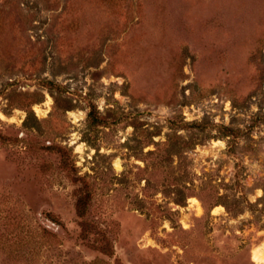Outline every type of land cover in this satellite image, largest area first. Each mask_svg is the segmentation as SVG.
Returning <instances> with one entry per match:
<instances>
[{
	"label": "rangeland",
	"instance_id": "374dc122",
	"mask_svg": "<svg viewBox=\"0 0 264 264\" xmlns=\"http://www.w3.org/2000/svg\"><path fill=\"white\" fill-rule=\"evenodd\" d=\"M0 264H264V0H0Z\"/></svg>",
	"mask_w": 264,
	"mask_h": 264
},
{
	"label": "bare ground",
	"instance_id": "6f19581e",
	"mask_svg": "<svg viewBox=\"0 0 264 264\" xmlns=\"http://www.w3.org/2000/svg\"><path fill=\"white\" fill-rule=\"evenodd\" d=\"M256 258L259 259L258 256H256ZM256 261H257V260H256Z\"/></svg>",
	"mask_w": 264,
	"mask_h": 264
}]
</instances>
